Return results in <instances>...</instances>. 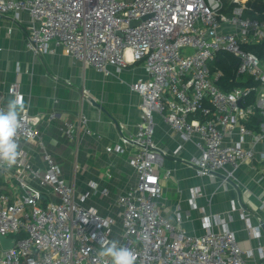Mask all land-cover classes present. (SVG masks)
<instances>
[{"label": "built area", "instance_id": "2783aa9c", "mask_svg": "<svg viewBox=\"0 0 264 264\" xmlns=\"http://www.w3.org/2000/svg\"><path fill=\"white\" fill-rule=\"evenodd\" d=\"M261 3L264 0H0V16L16 22L23 11L30 15L26 47L36 55L55 43L73 59L99 71L140 62L146 72V77L130 84L141 96L137 130L121 134L124 143L136 147L131 165L139 175V182L117 198L121 238H113V219L84 205L97 191L95 182H90L89 191L76 193L45 143L40 118L28 110L17 134V164L0 168V235L15 238L0 256V264H99L96 250L101 236L132 249L136 264H250L255 260L254 249H242L226 221L215 231L213 219L218 218L204 217L206 231L193 235L181 226L180 214L175 222L162 214L159 169L166 156L179 157L184 146L171 150L157 145L154 113L184 141L196 145L199 153L187 162L197 175L216 178L221 172L224 188L243 163L264 162V59L249 49L264 42V16H253ZM221 51L238 58L237 76L243 82L255 84L229 91L221 88L223 71L214 65ZM253 91L254 101L245 104ZM6 94L22 97L25 103L20 77L8 90L0 89V108L5 107ZM83 94L88 90L83 89ZM77 125L89 135H102L89 127L85 113L78 115ZM75 128L66 121L71 139ZM30 140L41 151L40 161L30 156L26 145ZM102 194H108V189ZM258 199L261 214L256 225H250L249 213L242 209L253 234L256 227L264 230V190Z\"/></svg>", "mask_w": 264, "mask_h": 264}, {"label": "crops", "instance_id": "0c3cea01", "mask_svg": "<svg viewBox=\"0 0 264 264\" xmlns=\"http://www.w3.org/2000/svg\"><path fill=\"white\" fill-rule=\"evenodd\" d=\"M29 21L26 11L16 22L7 15L0 16V89L8 90L20 77L29 113L40 118L39 127L45 143L61 163L64 177L74 184L77 194L89 191L90 182H95L97 191L84 201V205L95 207L101 215L113 219V238H121V207L117 198L139 182V175L131 165L136 147L124 143L121 134L137 130L141 96L131 90L130 84L146 77L143 64L139 62L122 68L110 66L107 71H99L73 59L55 43L36 55L26 47ZM83 89L89 94L84 95ZM11 97L6 94L5 106ZM80 113L89 117V127L101 133V137L89 135L77 125ZM154 119V138L159 147L173 150L178 145L184 146L179 157L166 156L159 169L162 214L171 222L180 214L181 226L193 235L206 231L204 217L218 218L213 219L215 231L221 230L222 222L226 221L242 249H254L255 260L249 263L264 262V230L259 239L255 238L242 215V209H246L250 225L257 224L261 214L258 197L264 190V162L243 163L235 172L234 183L224 188L221 184L223 173L218 172L216 178L199 176L194 166L187 162L199 153L193 142L184 141L159 113H154ZM66 121L76 125L73 139L66 134ZM26 145L31 158L40 161L42 154L36 141L30 140ZM107 147L112 150L108 151ZM105 188L108 194H102ZM4 250L0 242V256Z\"/></svg>", "mask_w": 264, "mask_h": 264}, {"label": "clouds", "instance_id": "9594fccd", "mask_svg": "<svg viewBox=\"0 0 264 264\" xmlns=\"http://www.w3.org/2000/svg\"><path fill=\"white\" fill-rule=\"evenodd\" d=\"M28 108L23 98L18 96L11 97L6 106L0 108V168L11 169L17 164L20 155L17 134ZM253 231L255 238L259 239L261 229L256 227ZM92 238L96 239L95 235ZM99 244L100 247L96 250L99 264H136L133 250L122 245L119 240L101 236Z\"/></svg>", "mask_w": 264, "mask_h": 264}, {"label": "trees", "instance_id": "16d2710c", "mask_svg": "<svg viewBox=\"0 0 264 264\" xmlns=\"http://www.w3.org/2000/svg\"><path fill=\"white\" fill-rule=\"evenodd\" d=\"M261 10H259L258 13H253V16L257 17H263L264 12V3L260 4ZM249 49L254 51L257 55H259L262 59H264V42L263 43H257L252 44L249 46ZM214 65L220 70L223 71V76L219 79L218 83L225 91H229L234 87H243L248 85H254L255 83L253 80H248L243 82V78H240L237 76V69L239 65V60L236 56L221 51L218 53L216 60L214 61ZM256 93L253 91L251 94L247 97L246 101L244 100V103L253 102L255 99ZM257 120L254 121L256 123ZM253 123H248L249 126H252ZM19 236H23V234H20Z\"/></svg>", "mask_w": 264, "mask_h": 264}, {"label": "water", "instance_id": "95a60500", "mask_svg": "<svg viewBox=\"0 0 264 264\" xmlns=\"http://www.w3.org/2000/svg\"><path fill=\"white\" fill-rule=\"evenodd\" d=\"M148 17V16H146ZM136 24V22H133V25ZM239 105H243L242 101H239ZM219 174V173H216ZM233 181H231L232 183ZM234 183V182H233ZM15 238L10 237V236H6V235H0V242L2 244V246L4 247V249H8L11 248L14 244Z\"/></svg>", "mask_w": 264, "mask_h": 264}]
</instances>
